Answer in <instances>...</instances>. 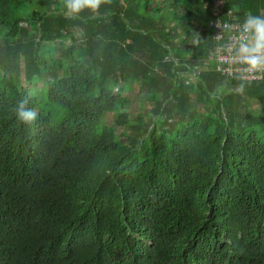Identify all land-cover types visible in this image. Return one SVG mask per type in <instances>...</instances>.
Wrapping results in <instances>:
<instances>
[{"label":"trees","instance_id":"trees-1","mask_svg":"<svg viewBox=\"0 0 264 264\" xmlns=\"http://www.w3.org/2000/svg\"><path fill=\"white\" fill-rule=\"evenodd\" d=\"M215 1L0 0V264H264V78L240 93L212 58L264 0Z\"/></svg>","mask_w":264,"mask_h":264},{"label":"clouds","instance_id":"clouds-1","mask_svg":"<svg viewBox=\"0 0 264 264\" xmlns=\"http://www.w3.org/2000/svg\"><path fill=\"white\" fill-rule=\"evenodd\" d=\"M108 2L109 0H63L62 11L65 18L76 20L85 12L95 16L101 6ZM224 28L232 34L216 48L214 56L221 65L226 66L222 71L239 82L236 90L243 93L245 81L264 78V15L249 13L242 23L225 25ZM215 38L223 39L222 29ZM25 105L26 101L20 103L17 117L24 123H31L37 119V112Z\"/></svg>","mask_w":264,"mask_h":264},{"label":"rangeland","instance_id":"rangeland-1","mask_svg":"<svg viewBox=\"0 0 264 264\" xmlns=\"http://www.w3.org/2000/svg\"><path fill=\"white\" fill-rule=\"evenodd\" d=\"M30 10L31 9H27L26 11L21 12V15L22 14H30V12H31ZM21 26L25 27L26 23L22 24ZM30 28H31V25H30ZM74 32H76V34H75L76 38L81 37V33L79 32V30L75 29V30H73V33ZM32 36L36 37L35 40H38V34L35 33V34H32ZM23 40H26V39H23ZM52 45L55 48H64V47H68V45H70V41L65 40L64 37H60L58 40L53 41ZM56 53H57L56 54L57 58H59L60 53L58 52V50L56 51ZM37 82L38 81L32 82V84L30 86H33L34 91H36V95L38 96V101L41 104V106L46 108L43 105V101H42V99L45 100V96H44V93H43V95H41V84H39L40 82L39 83H37ZM140 97H141V99H140ZM144 98H145V92L141 91L140 86L134 85V87H132V92L130 95V103L126 107L127 110L130 112L131 118L133 120H136L137 114L142 115L143 113L149 112L152 109V105H150V103L141 102V100H144ZM249 105H250V109L254 115H263L264 114V103L258 102L256 100H250ZM114 117H115L114 113L107 114V116L105 117V123L107 125H111L114 122ZM120 132H127L128 135L133 134L129 129L127 130L126 127L118 129V134Z\"/></svg>","mask_w":264,"mask_h":264},{"label":"built area","instance_id":"built-area-1","mask_svg":"<svg viewBox=\"0 0 264 264\" xmlns=\"http://www.w3.org/2000/svg\"><path fill=\"white\" fill-rule=\"evenodd\" d=\"M214 10H215V15H216L217 17H220V16L223 14V12H224V1H223V0H216V1H215V5H214ZM239 23H242V22H240V21L237 19V17H236V16H233V15H231L230 18H229V20H227V21H217V22H216L215 25H217L218 27H220V28L222 29V37H223V39H216V38H215V42H216L215 50H216V48H217L219 45L223 44V43L228 39V37L232 34V32H231L230 30L224 28V26H225V25H237V24H239ZM217 26H216V35H215V37H216L217 35H219V33H220V31H221V29L218 28ZM214 53H215V51H214ZM214 53H213V57H212V58H213L214 63H215V69H216L218 72H220L222 75H224V76H226V77H230V78H232L231 76L226 75V74L222 71V68H223V67H226V66L221 65V64L218 62V60H217V59L215 58V56H214ZM261 79H262V78H260V79H249L248 81H257V80H261Z\"/></svg>","mask_w":264,"mask_h":264}]
</instances>
